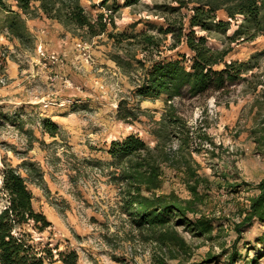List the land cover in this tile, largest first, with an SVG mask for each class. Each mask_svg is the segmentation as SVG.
<instances>
[{
  "label": "trees",
  "instance_id": "16d2710c",
  "mask_svg": "<svg viewBox=\"0 0 264 264\" xmlns=\"http://www.w3.org/2000/svg\"><path fill=\"white\" fill-rule=\"evenodd\" d=\"M84 1L96 10L94 14L84 7ZM91 1L0 0V37L15 43L20 52H33L35 38L26 26L27 18L54 22L85 42L105 37L112 49L109 60L115 67L125 76L139 75L130 101L124 98L118 102L116 120L129 125L137 122L140 116L147 115L140 109L146 101H162L165 111L150 132L155 141L153 148L137 136L128 135L110 142L105 150L108 161L86 164L106 171L108 183L117 190L121 212L137 230L155 235L157 242L170 247L171 260H178L190 250L178 235L177 229L182 228L198 241L222 238L219 254L208 251L199 263L190 264H219L222 258L225 264H259L264 258V178L252 186L224 183L231 210L226 212V202L219 201L221 212L214 215L210 196L213 184L198 174L200 166L189 151L190 129L174 103L219 98L235 87L247 86L248 78H256L253 72L263 53L253 54L247 61L227 59L232 44L240 40L249 43L264 36V0H172L174 6L158 7L160 26L145 23V29L138 31L136 27L142 22L117 31L115 19L122 9L134 8L142 0H100L96 4ZM231 22L236 23L233 30ZM210 41L219 47L210 46ZM4 68L1 59L0 76ZM259 87L263 104V82H253L250 92L255 93ZM18 121L16 114H0V128L9 123L23 132ZM41 123L52 137L56 125L49 120ZM261 131L264 133V123ZM24 133L29 151L38 140L31 132ZM172 138L177 141L174 150L169 145ZM209 155L216 157L214 152ZM17 166L25 176L5 161L0 167V264H78L73 249L58 251L57 245L42 241L51 223L34 208L27 185L41 187L42 172L26 160ZM166 171L181 178L188 199L162 191ZM216 186L219 188L220 184ZM243 187L251 193L246 206L236 198ZM225 223L230 226L233 239H228ZM254 225L260 228L258 233L246 238Z\"/></svg>",
  "mask_w": 264,
  "mask_h": 264
},
{
  "label": "rangeland",
  "instance_id": "374dc122",
  "mask_svg": "<svg viewBox=\"0 0 264 264\" xmlns=\"http://www.w3.org/2000/svg\"><path fill=\"white\" fill-rule=\"evenodd\" d=\"M171 1L142 0L134 8L122 9L115 19L117 31H124L137 22L142 23L137 25L136 31L145 29V23L160 26L158 7L174 6ZM83 5L93 14L96 12L89 2L84 1ZM235 24L231 22L232 30ZM29 27L35 38V49L31 53L20 52L15 43L10 44L0 37V60H4L5 66L0 76V114H16L23 126V132L9 123L0 128V167L5 161L25 176L17 165L26 160L42 172L41 187L27 184L34 208L51 223L42 241L57 245L58 251L73 249L78 255V264H190L199 263L208 251L219 254L221 236H214L212 241H198L178 228V235L190 250L178 260H171L170 247L157 242L155 235L137 230L121 212L117 190L108 183L106 171L86 164L104 161L110 142L128 135L137 136L153 148L155 141L150 132L165 111L163 102H142L140 109L147 115L140 116L133 124L117 121L113 106L124 98L130 101L139 75L125 76L115 67L109 60L112 49L106 38L85 42L64 30ZM38 30L53 32L54 41L48 52L41 50L45 55L58 57L61 65H49L38 58ZM240 41L230 46L227 60L247 61L253 54L263 53L257 60L258 69L253 72L255 79L248 78L247 86L235 87L219 98L174 103L178 115L190 129L189 151L200 166L198 174L213 184L210 196L216 216L221 212L219 201L226 202V212L231 210L227 205V185L241 182L252 186L264 178V133L261 131L264 103H260L259 97L262 88L250 92L253 82L264 84V36L249 43ZM77 42L87 45L91 64L82 63L74 50ZM210 46L219 47V44L210 41ZM171 55L173 53L167 54ZM60 78L67 79L72 87L63 88ZM43 120L56 125L52 137L41 128ZM26 131L42 145L34 142L32 149L27 151ZM169 145L174 150L177 141L172 138ZM210 152L216 157H210ZM98 171H103V175ZM172 174L166 171L162 191H172L181 199H188L181 178ZM245 188H240L236 196L243 206L251 196ZM224 228L227 238L233 239L230 226L225 223ZM259 229L254 225L245 237H252ZM224 262L222 258L219 264ZM259 264H264V258Z\"/></svg>",
  "mask_w": 264,
  "mask_h": 264
},
{
  "label": "built area",
  "instance_id": "2783aa9c",
  "mask_svg": "<svg viewBox=\"0 0 264 264\" xmlns=\"http://www.w3.org/2000/svg\"><path fill=\"white\" fill-rule=\"evenodd\" d=\"M41 34H43V30H38L37 31V36L41 35ZM87 49H88L87 45L82 43V42H77L75 44V46H74V50L76 52H78L79 58L81 59L82 63L85 64V65H88L89 63L90 64L92 63V61L90 59V56L88 55ZM36 53H37L38 58L40 60L47 62L49 65H61L62 64V60H60L55 55H53V54L45 55L43 53V51L41 50L40 46L37 48V52ZM59 80H60L59 82L62 84L63 88H65V87L71 88L72 87L70 82L67 79L60 78ZM113 107L116 109L117 108V104H114ZM98 173L100 174V171H98Z\"/></svg>",
  "mask_w": 264,
  "mask_h": 264
},
{
  "label": "crops",
  "instance_id": "0c3cea01",
  "mask_svg": "<svg viewBox=\"0 0 264 264\" xmlns=\"http://www.w3.org/2000/svg\"><path fill=\"white\" fill-rule=\"evenodd\" d=\"M26 25L28 27V29L33 33L32 29H30V25L34 28H38L40 26H45V27H50L52 29H56V31H63L62 27L59 26L58 24L48 21L44 18L42 19H33V20H27L26 21ZM54 41L53 39V32H49V31H44L43 34L38 35V38L36 40V45L40 46L41 48L44 49V51H47V49H49L51 47L52 42ZM61 43H63L61 41ZM59 44L57 43V46ZM48 52V51H47ZM104 161H108L109 158L107 157V155L105 154L104 156Z\"/></svg>",
  "mask_w": 264,
  "mask_h": 264
}]
</instances>
